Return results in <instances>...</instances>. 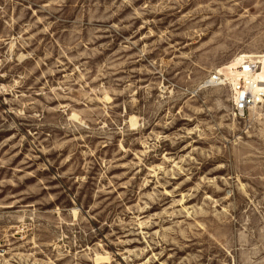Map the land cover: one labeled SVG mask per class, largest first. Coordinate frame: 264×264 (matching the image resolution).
Instances as JSON below:
<instances>
[{
  "label": "rangeland",
  "instance_id": "obj_1",
  "mask_svg": "<svg viewBox=\"0 0 264 264\" xmlns=\"http://www.w3.org/2000/svg\"><path fill=\"white\" fill-rule=\"evenodd\" d=\"M261 55L264 0H0V264H264Z\"/></svg>",
  "mask_w": 264,
  "mask_h": 264
},
{
  "label": "bare ground",
  "instance_id": "obj_2",
  "mask_svg": "<svg viewBox=\"0 0 264 264\" xmlns=\"http://www.w3.org/2000/svg\"><path fill=\"white\" fill-rule=\"evenodd\" d=\"M258 56V55H257ZM244 59L243 56H238L234 58L230 63L221 66L218 70L219 73H222L226 78H228L232 85L236 84V81L240 79L241 76L245 77L250 81L251 85L246 89L239 92V94L246 95V92L252 93L254 99L258 98L260 100L258 93L263 94L264 96V55L259 56V69L256 73L250 72V65L245 63L241 64V61ZM219 75V74H218ZM221 83V79L218 77L217 81ZM227 80V79H226ZM216 83V79L212 77L211 82ZM216 81V82H215Z\"/></svg>",
  "mask_w": 264,
  "mask_h": 264
},
{
  "label": "built area",
  "instance_id": "obj_3",
  "mask_svg": "<svg viewBox=\"0 0 264 264\" xmlns=\"http://www.w3.org/2000/svg\"><path fill=\"white\" fill-rule=\"evenodd\" d=\"M247 64L250 65V72L254 73V70L256 68V62L251 61V60H247L245 61L244 59L241 61V64ZM220 78V75H214L213 78L214 80L217 78ZM215 81V82H216ZM214 83V81H213ZM216 83H220L219 80ZM215 83V84H216ZM251 85L250 81L247 80L245 77L241 76L240 79H238L236 81V84L232 86L234 93H235V103H234V112L238 115H244L245 111L254 103H259L260 100L262 101L264 96L263 94H259L260 100L258 101V98L254 99V96L252 93H249V91L246 92V95L244 94H239V92H241L242 90L246 89Z\"/></svg>",
  "mask_w": 264,
  "mask_h": 264
}]
</instances>
